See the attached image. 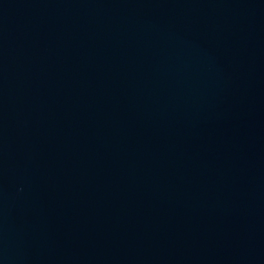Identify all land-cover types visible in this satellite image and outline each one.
<instances>
[{"label": "water", "instance_id": "1", "mask_svg": "<svg viewBox=\"0 0 264 264\" xmlns=\"http://www.w3.org/2000/svg\"><path fill=\"white\" fill-rule=\"evenodd\" d=\"M0 264H264V0H0Z\"/></svg>", "mask_w": 264, "mask_h": 264}]
</instances>
